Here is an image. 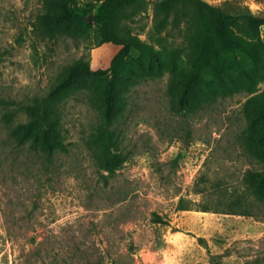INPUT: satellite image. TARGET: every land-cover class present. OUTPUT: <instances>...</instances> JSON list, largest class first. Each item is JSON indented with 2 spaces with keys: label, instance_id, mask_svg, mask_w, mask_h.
<instances>
[{
  "label": "rangeland",
  "instance_id": "374dc122",
  "mask_svg": "<svg viewBox=\"0 0 264 264\" xmlns=\"http://www.w3.org/2000/svg\"><path fill=\"white\" fill-rule=\"evenodd\" d=\"M204 1L231 16L208 42L191 0H139L121 11L114 43L94 21L104 0H0V100L45 95L81 61L96 73L58 88L51 160L17 147L0 103V264H264L254 226L264 205L245 183L264 154L241 141L248 114L264 116V0ZM212 66L250 77L225 88ZM115 71L136 84L119 122L128 159L108 170L92 139L105 116L100 80Z\"/></svg>",
  "mask_w": 264,
  "mask_h": 264
},
{
  "label": "trees",
  "instance_id": "16d2710c",
  "mask_svg": "<svg viewBox=\"0 0 264 264\" xmlns=\"http://www.w3.org/2000/svg\"><path fill=\"white\" fill-rule=\"evenodd\" d=\"M138 1L104 0L94 19L101 26L104 42L122 43L116 28L118 17L125 6L135 4ZM191 1L198 10V22L202 38L205 42H208L214 36V32L218 27L219 22H217V19H228L231 16L221 13L222 11L219 7H215L204 0ZM210 55L211 53H205L204 58L210 60ZM120 58H122V54L112 62L111 69L115 70ZM212 67L216 73L215 79L225 88H227L229 83L236 84L242 77H250L249 71L244 67H240L239 71L235 69L228 70L225 66ZM92 74L96 73H91V70L82 61L75 65H70L64 69L63 78H58L59 81L63 79L61 84H57L58 88L66 87V83L68 84L73 80L77 81L78 78H85ZM100 82H102L100 100L103 107H105V110H102L105 116H103L102 123L97 127V133L92 139V147L95 148L97 159L102 161L100 163L106 169L113 170L128 159L121 149L122 130L119 127V122L128 111L127 100L132 87L136 84V74L129 71L119 74L115 71L114 78L108 81L100 80ZM205 83L207 84V82ZM207 86H209V83ZM58 88L54 86L45 95L34 96L27 103L18 102L14 99L0 100V103L5 107L2 120L6 124L11 123L8 125L9 137L15 139L17 147L35 154L39 160L42 158L51 160L62 145V106L59 99H57V96H59ZM22 110L26 113V118L16 121L14 117L15 111L21 112ZM258 122L264 124V116L248 114L247 126L251 129V133L247 138L242 136L241 141L247 154L262 160L260 155L264 154V130L260 133L253 131V127ZM247 141L262 143L261 148H249ZM245 183L247 189L255 196L256 201L264 205V170L258 171L254 168H249L245 173ZM203 210L206 211L208 208L205 207ZM236 213L260 218L259 215L248 210Z\"/></svg>",
  "mask_w": 264,
  "mask_h": 264
},
{
  "label": "crops",
  "instance_id": "0c3cea01",
  "mask_svg": "<svg viewBox=\"0 0 264 264\" xmlns=\"http://www.w3.org/2000/svg\"><path fill=\"white\" fill-rule=\"evenodd\" d=\"M250 218H255V217L252 216ZM254 223H255L254 226H264V221H262V220H255ZM262 231L264 232V230H262Z\"/></svg>",
  "mask_w": 264,
  "mask_h": 264
}]
</instances>
